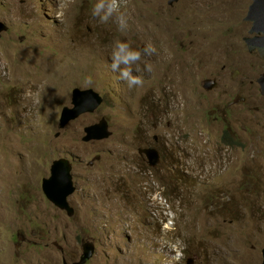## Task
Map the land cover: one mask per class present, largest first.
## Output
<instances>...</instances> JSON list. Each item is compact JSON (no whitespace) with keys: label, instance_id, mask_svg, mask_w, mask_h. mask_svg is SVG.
I'll return each instance as SVG.
<instances>
[{"label":"rangeland","instance_id":"1","mask_svg":"<svg viewBox=\"0 0 264 264\" xmlns=\"http://www.w3.org/2000/svg\"><path fill=\"white\" fill-rule=\"evenodd\" d=\"M243 2L125 0L121 32L92 15L96 0H0V264H75L86 244L85 264L261 263L264 123L237 107L225 137L209 118L261 61L239 39ZM118 40L142 52V87L112 70ZM77 88L103 102L61 128ZM103 119L112 134L85 141ZM61 158L72 216L42 191Z\"/></svg>","mask_w":264,"mask_h":264},{"label":"water","instance_id":"2","mask_svg":"<svg viewBox=\"0 0 264 264\" xmlns=\"http://www.w3.org/2000/svg\"><path fill=\"white\" fill-rule=\"evenodd\" d=\"M253 6L250 10V16L256 15L260 16L262 8V0H253ZM8 27L0 21V33L6 32ZM249 51H252V48H248ZM259 52L261 56L264 57V47H260ZM209 88V87H208ZM211 89V88H210ZM103 102L102 97L93 91L92 89L83 90L74 89L72 92L71 104L72 107H65L60 116V127L64 128L70 122L76 120L83 114L94 112ZM99 131L95 132L94 135H89L85 137V141L91 139H102L106 138L107 135L112 133L108 131V123L103 119L100 123ZM88 131L93 129H87ZM149 156L151 153H155L157 157L159 154L156 150H147ZM159 164L158 159L155 160L154 165ZM72 167L69 162L65 159H59L53 162L51 167V176L48 179L43 180L42 189L47 196V198L58 208L65 210L69 216H72L74 210L69 206L67 201L68 197L74 192L75 188L72 182L71 176ZM94 245L86 244L84 247V257L81 259V262L75 264H85L88 258L91 257L94 252ZM264 264V250H263V262Z\"/></svg>","mask_w":264,"mask_h":264},{"label":"flooded vegetation","instance_id":"3","mask_svg":"<svg viewBox=\"0 0 264 264\" xmlns=\"http://www.w3.org/2000/svg\"><path fill=\"white\" fill-rule=\"evenodd\" d=\"M181 0H167L166 5L173 7ZM253 0H244L243 5L247 8L245 17L243 18L244 26L241 30L240 41L244 43L247 51L250 55H256L261 61L254 66H249L248 70L244 72L242 78V91L245 94L239 93L233 97V99L224 105H219L218 109H214L213 113L209 116L213 117L215 121H222L224 124H228V121L233 118V113L237 107H242L240 110H244L248 113V116L252 120H261L264 123V95L261 91H264V57L259 52L260 47H264V0H262V8L260 16H250V10L253 6ZM252 48L250 52L248 48ZM212 80V79H210ZM207 81V80H206ZM204 84V89H210V81ZM216 85V80H212ZM235 84L231 81V90L235 89ZM209 87V88H208ZM233 109V112H232ZM226 125H224V128ZM142 159L144 158L141 157ZM145 161V160H144ZM173 160L168 159L165 163L166 168H171ZM137 168V166L135 165Z\"/></svg>","mask_w":264,"mask_h":264},{"label":"clouds","instance_id":"4","mask_svg":"<svg viewBox=\"0 0 264 264\" xmlns=\"http://www.w3.org/2000/svg\"><path fill=\"white\" fill-rule=\"evenodd\" d=\"M124 3H125V0H96V3L94 4V6L92 8V15L97 17L102 23H107L110 19H114L115 23L117 24L118 30L123 32L128 28V16L122 10ZM156 53H157V49H156L155 45L151 42L147 43V45L143 49V54L147 55V56H151V55L156 54ZM141 56H142L141 51L134 50L130 47V45L128 43L123 42V41H119V40L115 42V45L112 49V52H111V61H112L111 62V68L113 71L119 73V79L124 80L130 89L134 88V87H142L144 84L143 75L142 74H134V71L136 73H141V69L136 68L134 70V68H133V65L137 64V62H139L141 60ZM262 59H264V58H262ZM153 70H154V67L151 63L145 64L144 71L151 73ZM206 82H208V81H206ZM207 90H210V89H207ZM261 94L264 95V91H261ZM71 107H72V104H71ZM209 118H211V117L209 116ZM215 122H221L222 123V128H223L222 134L225 137H227V134L232 133V130L229 128L228 124H226V123L224 124L222 121H215ZM224 125H226L225 128H224ZM224 143H226V141H224ZM147 150H156V149L142 148V149H140L139 156L143 157L147 153L146 152ZM158 154H159V152H158ZM61 159H65V158H61ZM65 160H67V159H65ZM67 161L69 162V164L72 167L71 162L69 160H67ZM150 161H151V159H149V162ZM153 163H155V161ZM153 163L150 162V166L152 167V169H157ZM151 173L156 175L155 172H151ZM50 176H51V169H50ZM50 176H49V178H50ZM72 182H73V176H72ZM42 184H43V181H42ZM73 185H74V182H73ZM74 188H75V186H74ZM75 190H74V192H75ZM42 191H43V189H42ZM74 192L71 195H73ZM43 193H44V191H43ZM44 195H45V193H44ZM70 196L67 199L68 203H69ZM45 197L47 198L46 195H45ZM47 200L50 203H52L48 198H47ZM69 206H70V204H69ZM73 210L75 212V209H73ZM62 211L67 213L65 210H62ZM169 224H172L171 218L170 219L168 218V221L166 222V228L167 229H169V227L167 226ZM263 250H264V248L261 251L262 261L260 264H262V262H263ZM83 257H84V255L81 257V259ZM190 264H194V259H190Z\"/></svg>","mask_w":264,"mask_h":264},{"label":"bare ground","instance_id":"5","mask_svg":"<svg viewBox=\"0 0 264 264\" xmlns=\"http://www.w3.org/2000/svg\"><path fill=\"white\" fill-rule=\"evenodd\" d=\"M27 101V100H26Z\"/></svg>","mask_w":264,"mask_h":264}]
</instances>
